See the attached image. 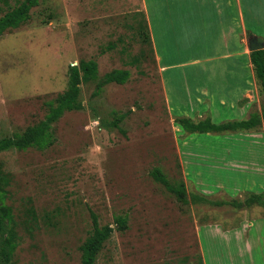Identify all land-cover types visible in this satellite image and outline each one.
I'll return each mask as SVG.
<instances>
[{"label": "rangeland", "instance_id": "rangeland-1", "mask_svg": "<svg viewBox=\"0 0 264 264\" xmlns=\"http://www.w3.org/2000/svg\"><path fill=\"white\" fill-rule=\"evenodd\" d=\"M21 1L0 0V17ZM138 9L143 0H39L26 23L0 36V139L45 118L68 87L70 66L95 60L99 70L98 80L81 84L82 108L53 124L54 144L0 153L18 222L14 261L81 264L95 214L114 227L97 264H264V205L214 203L262 191L264 174L230 157L264 153V144L239 143L231 132L190 133L175 122L190 112L169 109ZM202 51L193 44L177 57ZM114 69H128V81L98 89ZM156 166L185 182L189 203L152 177Z\"/></svg>", "mask_w": 264, "mask_h": 264}, {"label": "crops", "instance_id": "crops-1", "mask_svg": "<svg viewBox=\"0 0 264 264\" xmlns=\"http://www.w3.org/2000/svg\"><path fill=\"white\" fill-rule=\"evenodd\" d=\"M141 12L149 26L159 78L171 111L206 113L204 118L215 123L262 113L263 92L249 41L262 38L264 50V0H254L249 8L248 0H143ZM193 44L204 51L186 59L177 57L183 47ZM227 132L239 135V143L249 137L254 144H264V124ZM230 158L245 169L254 167L264 174V153L253 150L246 156ZM233 160L229 164H235ZM261 189L260 193L264 192V183ZM240 250L228 254L240 255ZM232 260L234 264L235 258Z\"/></svg>", "mask_w": 264, "mask_h": 264}, {"label": "trees", "instance_id": "trees-1", "mask_svg": "<svg viewBox=\"0 0 264 264\" xmlns=\"http://www.w3.org/2000/svg\"><path fill=\"white\" fill-rule=\"evenodd\" d=\"M39 4V0H23L17 6L8 10L0 17V36L8 29L18 28L26 23L31 17V10ZM143 35L145 41L150 44V50L154 53L149 26L144 16ZM255 74L264 95V50L251 52ZM98 63L95 60H81L77 65L70 66L68 87L61 92L55 100L49 101V110L43 120L36 125L28 127L23 132L14 133L11 136L0 139V153L9 149L24 150L29 147L44 149L55 142L53 124L66 112L82 108L81 84L89 81H96L98 75ZM128 69H114L105 74L98 83V89L104 84L116 82L124 84L130 77ZM175 122L184 130L190 133L207 132H227L237 130H250L264 124V105L262 113L252 112L250 117L243 120L226 121L215 123L207 117L194 121L187 116L177 117ZM152 177L162 183L167 190L172 192L182 203H189V194L185 182L173 183L160 167L151 170ZM9 177L0 170V264H16L14 255L19 243V234L16 229L18 224L13 207L7 203ZM196 199H203L195 196ZM217 205L231 204L234 207L243 205L261 204L264 205V194L252 193L245 201L232 200L216 201ZM121 229L127 227V217L118 216L116 218ZM114 227L110 224L100 225L98 218L93 214V230L80 246L81 264H97L99 252L104 247L105 242L113 234Z\"/></svg>", "mask_w": 264, "mask_h": 264}, {"label": "water", "instance_id": "water-1", "mask_svg": "<svg viewBox=\"0 0 264 264\" xmlns=\"http://www.w3.org/2000/svg\"><path fill=\"white\" fill-rule=\"evenodd\" d=\"M263 47L262 38L252 37L249 41V48L252 51L260 50Z\"/></svg>", "mask_w": 264, "mask_h": 264}]
</instances>
